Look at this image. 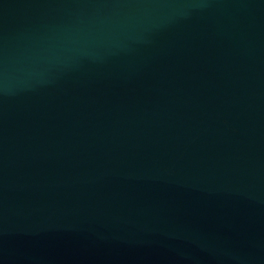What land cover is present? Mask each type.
I'll use <instances>...</instances> for the list:
<instances>
[{
    "label": "water",
    "instance_id": "obj_1",
    "mask_svg": "<svg viewBox=\"0 0 264 264\" xmlns=\"http://www.w3.org/2000/svg\"><path fill=\"white\" fill-rule=\"evenodd\" d=\"M0 264H264V0H0Z\"/></svg>",
    "mask_w": 264,
    "mask_h": 264
}]
</instances>
